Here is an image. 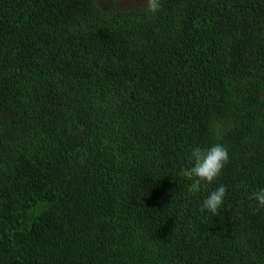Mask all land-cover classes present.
I'll list each match as a JSON object with an SVG mask.
<instances>
[{
	"label": "trees",
	"instance_id": "trees-1",
	"mask_svg": "<svg viewBox=\"0 0 264 264\" xmlns=\"http://www.w3.org/2000/svg\"><path fill=\"white\" fill-rule=\"evenodd\" d=\"M128 1L0 0V264H264V0Z\"/></svg>",
	"mask_w": 264,
	"mask_h": 264
},
{
	"label": "clouds",
	"instance_id": "clouds-1",
	"mask_svg": "<svg viewBox=\"0 0 264 264\" xmlns=\"http://www.w3.org/2000/svg\"><path fill=\"white\" fill-rule=\"evenodd\" d=\"M162 10L161 0H144L142 11L149 17L155 16ZM230 162L228 150L220 143L213 144L209 148L195 147L191 151V166L181 168V175L188 179H195L197 185L204 183L210 186L220 178L223 169ZM227 188L220 185L211 191L203 201L201 211L207 210L213 216H219L224 206ZM249 199L264 208V188L254 191Z\"/></svg>",
	"mask_w": 264,
	"mask_h": 264
},
{
	"label": "rangeland",
	"instance_id": "rangeland-1",
	"mask_svg": "<svg viewBox=\"0 0 264 264\" xmlns=\"http://www.w3.org/2000/svg\"><path fill=\"white\" fill-rule=\"evenodd\" d=\"M137 0H131V1H128V5H132V4H136Z\"/></svg>",
	"mask_w": 264,
	"mask_h": 264
}]
</instances>
